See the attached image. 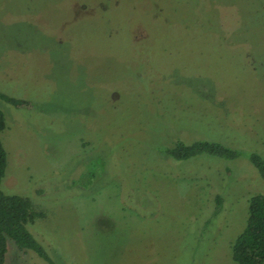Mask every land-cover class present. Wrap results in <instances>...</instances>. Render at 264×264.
Segmentation results:
<instances>
[{
    "label": "rangeland",
    "instance_id": "374dc122",
    "mask_svg": "<svg viewBox=\"0 0 264 264\" xmlns=\"http://www.w3.org/2000/svg\"><path fill=\"white\" fill-rule=\"evenodd\" d=\"M0 93L23 101L0 99V190L54 264H235L264 195V0H0ZM3 264L48 263L7 237Z\"/></svg>",
    "mask_w": 264,
    "mask_h": 264
},
{
    "label": "trees",
    "instance_id": "16d2710c",
    "mask_svg": "<svg viewBox=\"0 0 264 264\" xmlns=\"http://www.w3.org/2000/svg\"><path fill=\"white\" fill-rule=\"evenodd\" d=\"M0 99L12 105L23 101L0 93ZM4 127V117L0 110V131ZM163 153L173 159H184L196 154H208L224 158H234L239 153L218 141L194 140L185 144L177 139L171 146H165ZM249 162L264 178V159L256 153L247 155ZM5 151L0 142V179L5 167ZM212 214L219 211L220 196L213 197ZM42 212L33 211L26 197L15 194H4L0 190V264H3L6 252V238H10L18 249H30L48 264H54L42 246L26 228ZM231 260L235 264H264V195L255 194L247 199V210L244 225L234 237L231 246Z\"/></svg>",
    "mask_w": 264,
    "mask_h": 264
},
{
    "label": "flooded vegetation",
    "instance_id": "af4514ba",
    "mask_svg": "<svg viewBox=\"0 0 264 264\" xmlns=\"http://www.w3.org/2000/svg\"><path fill=\"white\" fill-rule=\"evenodd\" d=\"M86 10H87V9L85 8V9H84V12H86ZM84 12H83V13H84Z\"/></svg>",
    "mask_w": 264,
    "mask_h": 264
}]
</instances>
